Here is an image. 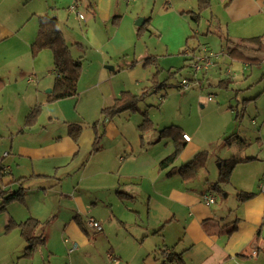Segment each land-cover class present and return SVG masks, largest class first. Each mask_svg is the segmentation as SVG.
Returning a JSON list of instances; mask_svg holds the SVG:
<instances>
[{"label": "rangeland", "instance_id": "374dc122", "mask_svg": "<svg viewBox=\"0 0 264 264\" xmlns=\"http://www.w3.org/2000/svg\"><path fill=\"white\" fill-rule=\"evenodd\" d=\"M79 1V13L86 19L80 20L78 14L72 13L66 15L69 19L64 29L61 25L66 31L70 50L75 47L73 52L70 51L72 59L82 62L78 94L50 103L48 96L56 83L55 64L50 54L53 52L45 49L51 52L41 54L43 50L37 56L32 53V58L23 67L15 68L12 76L4 75L0 91V131L7 125L12 128L24 125L26 116L38 105L42 108L38 127L49 126L63 132L71 124H76L81 130L83 127V139L88 140L95 124H104L106 119L113 120L116 125L127 127L128 140L138 143L140 152L145 147H151V152L157 155L162 151L166 157L175 151V134L186 133L193 142L181 151L175 163L176 169L188 164L197 155L205 158L196 177L189 180L190 186L201 194V202L207 194L216 197L217 203L213 208H219L220 214L223 212L228 216L226 221H222L223 227L229 228L236 218L245 220V208L238 195L241 192L252 193L264 201V49L258 50L257 45L242 43L241 38L261 37L264 45V18L258 16L255 18L256 25L239 28V38L232 32V47H239L245 57L231 58L227 52L228 21L225 16V7L230 0H210L207 10H199L198 0H135L128 5L127 0H113L110 4L112 21L116 17L119 23H123L121 33L131 41V45L123 55L107 56L108 65L104 61L105 54L98 52L95 46L102 48L107 38L114 34L113 23L105 21L101 14L98 24L93 27L89 20L94 18L86 4L96 6V0ZM103 4L108 5L106 2ZM64 7L61 11L69 10V7ZM104 9L103 6L102 12ZM194 12L201 14L198 22L192 18ZM140 19L148 23L138 27L136 23ZM31 22L38 23L37 18ZM209 30L211 34H208ZM251 32L256 33L249 35ZM89 34L92 44L85 41ZM79 42L85 47L82 53L77 48ZM199 42L207 44L215 52L224 53V56L209 72L195 75L190 67L189 53L205 47L202 44L199 46ZM196 45L197 49L192 50ZM108 77L112 79L104 80ZM184 79L189 80L190 88L179 86ZM29 80L35 81V84L29 85ZM109 86L114 87L119 97L123 92H130L141 96L142 100L135 109L105 119L103 110L111 105H107L106 101L103 103V93L109 95ZM210 97L212 100H209ZM143 125L151 126L143 130ZM102 133L100 131L99 135ZM123 155L128 157L126 153ZM232 160L236 164L230 180L219 183L221 168ZM2 168L0 171H4ZM172 168L168 167L165 172H173ZM158 172L157 168L155 173ZM2 177L5 179L7 174H2ZM87 215L93 216L90 212ZM129 217L134 219L132 215ZM238 228L234 239L241 245L253 238L255 240L257 236L260 238L248 251L252 254L256 250L259 255L252 254V257L244 259L264 264V225L250 228L239 222ZM166 234L168 244H172L171 249L176 253L187 249L185 244L190 246L184 230L180 233L174 225H169ZM82 235L83 240H73L74 243L66 245L64 239L54 238L50 246L55 255L47 251L36 259L35 264L143 262L141 255L144 250L140 247L145 249L147 245L125 238L123 231L110 239L103 232H83ZM75 244L78 247L76 252L69 255V249ZM118 250L124 254L121 259L116 253ZM50 256L51 260H48ZM109 256L113 259L110 260ZM159 261L162 264L163 259Z\"/></svg>", "mask_w": 264, "mask_h": 264}, {"label": "crops", "instance_id": "0c3cea01", "mask_svg": "<svg viewBox=\"0 0 264 264\" xmlns=\"http://www.w3.org/2000/svg\"><path fill=\"white\" fill-rule=\"evenodd\" d=\"M112 1L96 0V6L86 4L94 18L89 20L93 27L98 24L101 14L106 18L105 21H112ZM78 2L0 0V78L3 80L4 75L12 76L15 68L23 67L32 58L31 47L39 31L40 16H56L60 28L62 25L64 29L69 19L66 15L76 13L79 17L81 14ZM105 2L108 5H104ZM74 4H77V11H70ZM63 6L69 7V10L64 7L66 11H61ZM225 16L228 21L227 42L231 46L232 32L239 38V28L256 25L255 18L258 16L264 18V0H230L225 7ZM34 18H37L38 23L31 22ZM79 19L85 20L86 17ZM112 23L114 34L107 38L102 48L94 45L98 52L105 54L104 61L108 65L110 61L106 60L107 56L113 58L123 55L131 45V41L121 33L123 23H119L116 17ZM232 24L235 26L234 31ZM220 29L223 30L222 27ZM208 34H211L210 30ZM245 37L241 38L242 43L257 45L246 42L248 39ZM253 38L257 37L249 39ZM66 41L68 43L67 38ZM85 41L91 43L90 34ZM200 44L208 46L202 42ZM77 45L82 53L85 50L83 43ZM198 45L192 50H196ZM255 47L259 49V45ZM74 48L71 47L70 51L73 52ZM47 52L51 51L45 50L41 54ZM50 54L54 60L53 53ZM53 72L57 79L59 74L55 66ZM111 79L104 78L106 81ZM27 83L34 85L35 81L29 80ZM108 90V96L103 93V103L106 101L107 105L112 106L119 94L114 87L109 86ZM39 103L43 105V102ZM40 117L41 113L36 123L29 127L27 115L24 125L14 128L7 125L0 131V159L3 161L1 167L4 168V171H0V205L5 193L10 195L20 189L25 193L24 201L9 203L4 211H0V264H35L36 259L47 251L55 255L50 246L54 238L64 239L66 245L73 240H83V232L97 233L88 226L87 217H93L102 224L101 232L108 239L119 236L123 231L125 238L134 240L136 244L147 245L145 249L140 247L144 250L141 264H160V258L163 259L162 264H257V261L244 258L252 257V254L259 255L256 250L252 254L248 251L260 238L257 236L255 240L253 238L241 245L234 239V234L239 229V222L250 228L264 225L263 199L260 201L256 195L242 203L245 220L236 218L229 228L223 227L222 221H226L228 216L223 212L220 214L219 208H213L215 204L208 206L201 202V194L190 186L189 180L165 172L168 168L160 167L162 160L167 158L162 151L156 155L151 152V147H143L140 152L138 143L128 140L127 127L118 126L113 120L107 119L104 124L94 125L88 140L83 139L84 130L81 126L79 138L75 141L71 132L78 128L76 124H71L67 131L65 128L63 132L62 129L58 132V129L49 126L38 127ZM100 131H103L101 136ZM192 142L193 139L184 144L189 147ZM175 163L171 167L176 168ZM157 168L160 172L156 174ZM4 173L7 174L5 179L2 177ZM88 212L93 216H88ZM30 218L40 222L34 235L43 236L46 241L32 257L26 258L24 254L28 243L17 225ZM169 225H174L180 233L184 230L190 243L187 246L182 241L187 249L184 248L180 253L172 250V244L166 240ZM232 226L237 227L233 233L230 232ZM65 235L68 238H64ZM116 253L120 259L123 258L121 250ZM109 258L113 259L112 256ZM48 260H51V256Z\"/></svg>", "mask_w": 264, "mask_h": 264}, {"label": "trees", "instance_id": "16d2710c", "mask_svg": "<svg viewBox=\"0 0 264 264\" xmlns=\"http://www.w3.org/2000/svg\"><path fill=\"white\" fill-rule=\"evenodd\" d=\"M198 3L199 10H207L211 5L210 0H198ZM193 14L194 16H192V18L198 22L201 19V14L199 12H194ZM146 23H148V21H146ZM246 42L259 45L258 50L264 49L261 37L248 39L246 40ZM31 48L34 56H37L41 51L45 49L51 50L54 55L55 69L58 72L59 76L56 79L53 92L48 96V101L50 103H53L59 100L76 96L78 94L77 83L79 82L81 76L82 62L80 60L72 59L69 45L60 28V23L56 16L46 14L39 17V31ZM228 52V55L230 56H235L237 58L245 57L243 51L240 50L239 47H232V45L228 46ZM3 85L4 81L0 78V91L3 88ZM140 100H142L141 96L133 95L130 92H123L121 96L117 98L114 105L103 110V115L106 119L121 114L124 111L133 110L137 107V103ZM41 111V107H36L32 110L27 118V126L30 127L36 123ZM147 126L151 125H143L142 129H148L149 127ZM80 132V128L72 130L71 135L75 141L78 140ZM183 135L184 133L175 134V151L170 156L162 160V162L160 163V167L162 169H166L172 166L177 161L178 156L186 146L184 143H182V141L186 142L183 139ZM180 138L182 139V141L180 140ZM204 162L205 158L197 155L195 159L188 164L181 166L179 169H177V171L176 168H173V172H170L168 174H178L183 179L190 180L196 177L197 171L203 167ZM235 164V160L224 164L220 171L219 183H226L230 180L232 171L235 168ZM5 194L2 193V195L5 196L0 205V211H4L9 203L15 201L22 202L25 198V193L22 189L15 191L10 195H8L7 193ZM255 196L256 195L252 193L241 192L238 195V200L241 203H245L253 199ZM39 224L40 222L37 219L30 218L27 221L17 225L21 229L22 234L28 243L24 254V257L26 258L32 257L37 248L45 244V237L34 235V231L39 226ZM236 228L237 227L232 226L230 232H235Z\"/></svg>", "mask_w": 264, "mask_h": 264}, {"label": "built area", "instance_id": "2783aa9c", "mask_svg": "<svg viewBox=\"0 0 264 264\" xmlns=\"http://www.w3.org/2000/svg\"><path fill=\"white\" fill-rule=\"evenodd\" d=\"M128 4H132L135 2V0H127ZM70 11H77V4H74L71 6ZM79 17L81 19H84V16L82 14H79ZM190 54V67L195 75L199 73H206L209 72V70L215 65V63L220 59L222 56H224V53H218L214 50L210 49L209 47L205 46L201 50H198L197 52L189 53ZM179 86L182 89H188L190 88L189 80L184 79ZM209 100H212V97L209 98ZM183 139L186 142H191V137L187 134L183 135ZM3 161L0 159V166H2ZM264 193V190H263ZM203 202L210 206L216 204V197L213 195L207 194L203 197ZM88 226L95 232H101L103 231L102 224L97 221L95 218L90 217L87 220ZM77 245L75 244L73 247L69 249V254H73L77 250Z\"/></svg>", "mask_w": 264, "mask_h": 264}, {"label": "water", "instance_id": "95a60500", "mask_svg": "<svg viewBox=\"0 0 264 264\" xmlns=\"http://www.w3.org/2000/svg\"><path fill=\"white\" fill-rule=\"evenodd\" d=\"M145 24V20L144 19H140L137 23H136V25L138 26V27H140V26H143ZM108 69H111V70H114V68L113 67H107Z\"/></svg>", "mask_w": 264, "mask_h": 264}]
</instances>
